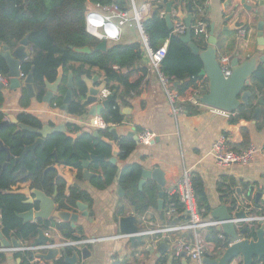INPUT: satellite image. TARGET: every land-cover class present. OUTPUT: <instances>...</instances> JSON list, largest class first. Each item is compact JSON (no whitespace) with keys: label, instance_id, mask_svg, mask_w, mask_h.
I'll use <instances>...</instances> for the list:
<instances>
[{"label":"crops","instance_id":"0c3cea01","mask_svg":"<svg viewBox=\"0 0 264 264\" xmlns=\"http://www.w3.org/2000/svg\"><path fill=\"white\" fill-rule=\"evenodd\" d=\"M180 1L183 3V12L185 15H188L189 2L193 3L194 9L200 8L198 0ZM225 1L226 0H211L209 6L205 9V20L207 19L209 31L212 24L217 25L220 34L218 41L219 57L222 60H231L238 57L242 63L257 52L256 30L252 28L248 36L244 32L237 34L231 33V36L234 40H237V42H235V44H223L221 38L225 33L222 31L224 27L221 22L222 14L225 13L227 15L232 8L227 10L224 9ZM250 1H252L254 5L258 3V0ZM240 2L241 0H234L233 5L239 4ZM157 3L163 4V0L155 3H150V0H130V9L127 10L132 12L131 10H133L134 6L139 9L144 4H151L152 9H154L153 7ZM177 5L178 3L175 4L174 9H177ZM92 6L94 5H90L89 9L92 8ZM164 9L165 5L163 4L162 12H165ZM177 14V11L174 10L172 16L173 25L176 19L180 20ZM249 17H251V14L244 13L241 22ZM195 18L193 19V23L195 22ZM230 25L231 23L228 24V26ZM170 32L172 33V31ZM140 42L139 31L135 28L124 26L122 27L121 39L116 44L128 45ZM195 42H202L206 47L208 45V41L203 42L201 39H196ZM165 44H167V46L169 45L168 42ZM109 45L108 43V47ZM0 48L2 49L1 46ZM28 52L30 54L29 62L32 59V48L30 45L28 47ZM94 71H97V69ZM121 72L126 74L129 83L132 86H138V89L131 92L130 97L126 98V100H123L119 96L124 94V87L116 82H109L110 84H107L106 90H109L111 95H114V102L119 105L121 115L123 116L122 124L109 123L110 126H108V128L113 126L117 127L121 135V140L128 138L127 136L129 134L138 135V133L145 130L154 133L156 139L148 146H138V144L130 138L136 144L135 150L126 160H122L118 157L116 165L120 170L132 164H138L142 166V168L147 166L152 169H162L167 179L164 197L165 205L163 210L160 211L157 201V206L150 205L145 211L137 212L126 194L123 198L119 197L118 188L120 185L118 181H115L110 187L103 190L97 189L92 182H76V187H78L77 190L86 193L91 200L90 202L82 201L89 207L90 215L88 218L82 217L79 209L73 210V213L80 215L79 221L76 224V229H73L70 224H67L69 228L74 230V236L86 238L122 235L119 230L118 222L121 218L130 216L136 218L140 233L155 232L183 220L184 218L169 220L166 216V212L171 205V198L168 193L183 176L185 169L191 170L194 181L198 184L197 187L201 192V198L199 201V197L196 193L197 202L204 211L205 206L203 205V201H207L209 211L208 214H204L206 219H213V211L224 204L227 198L223 200V190H227L228 186H231V184L233 185L231 187L232 191H234L233 196H236L235 189L241 188L242 196L245 197L248 195L251 187H254V193L262 191L264 194V110L260 120L257 122L253 120L254 112L251 113L249 120H245L239 116L240 113L238 111L223 115L222 113H215L212 108L203 105L195 106L194 111L190 113L186 112L178 118H175L168 106L165 92L159 82V77L157 73L151 69L150 59L146 53L144 60L137 65L133 71L124 69ZM97 75L102 82L106 79L104 74H94V76ZM189 80L190 79H187V81ZM180 85H183V82H176L174 84L173 81V87L178 93ZM110 86H117L119 88L118 94L115 95L110 89ZM249 90L253 95L256 94V97L254 96L255 99H251L252 104L254 103L255 106L254 109H256L258 101L264 100V92H259L252 80ZM36 91L39 96L35 99H30L24 90L14 92L7 89V99L4 98L0 106V112L4 115L3 121H8L10 115L18 117L20 114H25L33 116L40 121L43 126L49 125L55 127L63 124L66 126L75 125L80 128L81 132H88L90 129H93L88 125L90 119L87 115V110H85L86 113L83 116H70L67 112L61 111L60 107L55 106L53 103L46 104L41 102L39 97L42 95L44 96L45 91H41L38 88ZM181 97L182 101H184L183 98L185 97ZM123 111L125 114H123ZM244 128L249 129L248 141L242 134ZM94 130L99 129H93V131ZM105 132L102 133L103 136ZM219 138L227 139L229 147L238 152L244 151L250 146H255L259 150L258 154L248 165L219 166L209 154L213 143ZM58 157L60 156L58 155ZM63 157L64 156L61 155L60 158L64 159ZM111 158L112 156L110 155V157L106 158V161L108 162ZM60 168L65 174L77 175V171L66 166L63 160L61 161ZM31 183V181L18 183L12 187V190L27 187L31 185ZM149 185L156 186L153 181H149L146 184V186ZM222 186H224L222 188L223 190L221 189ZM172 200H174V198ZM258 207L259 210L261 209L260 211L264 209V201L262 199ZM0 216H2V213ZM35 222V224H37L36 220ZM42 223L45 225V222L42 221ZM45 229L46 231H50L54 243L65 239L59 230L54 229V231H51L48 227ZM217 229L218 228H208L202 231L206 255L213 258L222 254L223 250L221 248L223 245L221 244L227 243V241L225 243L220 241V232ZM194 234L195 233L192 231L167 235L146 234L142 236L141 241L131 242L129 239H119L116 241L82 246L80 249L67 250L70 253L80 251L84 247H88L91 250L92 257L86 261L80 258V264H114L116 261L126 264H196L190 259L189 255H187L186 258H184L182 254L180 257H175L173 248L179 240L186 241L190 244L193 242ZM5 238L10 242L15 239L17 243H19V247L32 246L30 244L31 241L21 237L17 233V230H10ZM162 245H165V248H162ZM161 249L163 251L162 254L160 253ZM26 255H30V252L0 253V264H26ZM44 264H56V260L49 262L44 261Z\"/></svg>","mask_w":264,"mask_h":264},{"label":"trees","instance_id":"16d2710c","mask_svg":"<svg viewBox=\"0 0 264 264\" xmlns=\"http://www.w3.org/2000/svg\"><path fill=\"white\" fill-rule=\"evenodd\" d=\"M161 1V0H157ZM204 0H198V5L202 6ZM90 5L111 6L115 5L121 10L130 8V0H0V42L15 48L23 39H27L32 48V59L25 64L23 70L28 74L35 68L36 86L41 91H45L44 79L55 82L60 67L64 68L65 79L67 82L69 73L74 74L76 84V100L70 105L67 112L70 116H83L86 112L81 106L80 99L86 93L84 78H92L94 74H104L109 82H116L125 89L124 94L119 97L123 100L130 97L131 92L136 91L138 86H132L128 81V76L121 71L126 69L133 71L145 57V49L142 43L133 44H110L107 51H98L96 47L101 42L99 39L91 36L85 25V14ZM158 9H152L151 15L144 21V28L150 37L151 46L155 49L162 47L166 42L168 45L167 58L162 65V72L169 77L174 78L176 82H183L180 85L179 95L185 98L184 107L187 112L195 109L189 100L204 87V94L208 92L207 78L201 76L203 63L200 58L193 54L189 46L183 43L179 37L171 35L167 23L161 17L163 4L157 3ZM205 11V9H203ZM198 9H196V14ZM206 18V17H205ZM207 22V19L205 20ZM194 38V34H193ZM196 41V39L194 38ZM203 49L206 47L202 42H197ZM89 47L91 53H76L74 48ZM97 69V71H94ZM0 73L7 76L8 70L5 62L0 59ZM187 79H190L187 81ZM259 92H264V68H261L252 78ZM109 83V84H110ZM250 88V87H249ZM113 93L118 94L117 86H110ZM67 89L65 85L62 93L65 94ZM43 96V95H42ZM40 96L39 98L41 99ZM118 96V95H117ZM253 95L252 100L255 99ZM182 98V97H181ZM3 94L0 93V106L3 103ZM251 100V101H252ZM58 107L62 106V98L53 102ZM254 103L250 102L249 106H243L238 110L240 117L249 120L251 113L254 112ZM102 118L104 121L114 124H121L123 116L117 103H113L111 112L105 113ZM4 115L0 112V123L3 122ZM20 123L33 128L42 129L43 124L31 115H18ZM71 133H79L80 128L75 125H68ZM107 131L105 135H107ZM242 134L248 141L249 129L244 128ZM1 138L5 145L10 149L13 157H19L24 152L26 146L32 145L37 135L26 131H18L17 126H11L1 132ZM55 144V145H54ZM57 145V146H56ZM73 140L62 134L55 135L54 143H49L45 147L36 150V158L28 154L25 157V165L32 173L27 177V173L21 170V165L15 166L12 160L11 164L4 167L6 162V153L0 154V205L3 208L2 216L4 223V235L7 236L10 230H17V233L32 241L38 236V228H46L42 221L37 224L24 225L17 213L27 211L20 205L23 200L19 196L5 195L3 192L11 191L18 183H26L33 180L37 187L42 188L48 193L53 192L52 180L54 172L51 171L44 176V171L54 164L53 151L57 149L58 155H63L65 165L75 170H81V162L89 160L92 154H106L110 157L111 150L99 139L85 134L75 142V151L73 150ZM121 155L120 159L126 160L130 157L136 148L135 142L130 138H124L120 141ZM93 168L101 176L94 178L92 184L100 190L110 187L118 179L122 171L119 185L125 191L127 197L133 204L137 212L145 211L150 205L157 206L159 192L156 186H146L143 190L139 188L142 166L132 164L120 170L117 165L110 162L95 164ZM20 172V173H19ZM198 184L194 181V187L199 197L201 192ZM229 185L227 190H223V200H231L235 204L234 191ZM63 194V192H62ZM81 200L90 202V197L77 189L71 190L68 205L75 207V202ZM202 200V199H201ZM225 200V201H226ZM205 213L208 214L209 207L207 201H203ZM69 208L68 206H62ZM202 207V206H201ZM203 208V207H202ZM47 224V226H46ZM58 230L63 234L65 240H78L80 237L74 236V230L68 225H58ZM227 237V235H226ZM222 245V244H221ZM1 246V244H0ZM226 247V244L225 246ZM68 252V251H67ZM69 255L72 253L68 252ZM32 258L30 255L25 256V263L30 264ZM56 264H68L63 258L56 260ZM114 264H126L116 261Z\"/></svg>","mask_w":264,"mask_h":264},{"label":"water","instance_id":"95a60500","mask_svg":"<svg viewBox=\"0 0 264 264\" xmlns=\"http://www.w3.org/2000/svg\"><path fill=\"white\" fill-rule=\"evenodd\" d=\"M157 0H150V3H155ZM234 0H226L224 2V9L231 8L230 12L222 14V28L223 36L221 41L223 44L234 43L237 40L231 36V33L244 32L249 35V31L255 29L257 36V52L252 55L246 61L240 62L238 57L230 60L231 75L226 78L224 76L221 64V58L219 57V31L216 24H212L209 31L208 45L206 48L200 47L193 38V19L196 13V9L193 8V3L189 2L188 15L183 12V3L180 0H163L165 5V21L167 23L169 31L173 30L172 16L174 10L177 11V17L182 20L187 26V32L183 36H179V39L187 44L194 55L198 56L203 63V69L201 76H204L208 80V92L203 94L199 101L203 106L217 109L229 114L235 113L243 106H249L253 93L249 90L251 80L253 76L261 69L264 68V0H258L257 5L252 4L250 0H241L239 4L233 5ZM178 3L177 9H174L175 4ZM154 9H158L159 6H154ZM244 13L251 14V17L241 22L242 15ZM206 14V13H205ZM231 23L230 26L228 24ZM227 25V26H226ZM29 41L23 39L19 46L11 48L8 45L0 42V58L5 62L10 79L9 90L17 92L24 90L30 99H35L39 96L37 93V86L35 80V68L33 67L28 74L23 72L25 64L28 63L30 54L28 52ZM108 43L102 41L96 47L98 51H107ZM76 53H91L89 47L74 48ZM24 73V74H22ZM26 75V77H25ZM65 72L64 68L60 67L58 70V76L55 82L50 83L47 78L44 79L45 94L39 98L41 102L46 104H52L55 100L62 98L61 111L68 112L70 105L76 100V84L74 81V74L69 73L65 88L67 91L62 93L64 86ZM86 85V93L81 97V106L87 110L89 119L94 117H102L105 112H111L112 105L114 103V95H110L107 99L101 100V95L104 90L107 89L109 79L106 78L103 82L100 81V77L94 76L93 78H84ZM6 91L3 85L0 83V93L3 94V98H6ZM37 92V93H36ZM40 93V92H39ZM55 106H57L55 104ZM264 110V100L258 101V106L254 110L253 120L259 121ZM123 114L125 112L123 111ZM122 124V123H121ZM11 126H17L18 131H26L31 134L37 135L36 141L29 146H26L21 156L13 158L10 149L5 145L1 138V132L8 129ZM107 130L108 135H102ZM106 130H94L71 133L68 131L66 125L49 126L44 125L42 129L33 128L31 126L20 123L18 117L10 115L8 121L0 123V154L6 153L7 162L4 167L11 164L12 159L15 162V166L21 165V170L26 171L27 177H30L32 173L25 165V157L31 154L36 158V150L40 147H45L49 143H54L55 135L62 134L73 140V150L75 151V142L82 138L85 134L91 135L96 139H99L103 144L108 146L111 150L112 158L108 162L116 165L118 157L121 155V135L118 132L117 127H109ZM111 135V137H110ZM128 138H132L138 146L139 144L136 134H129ZM119 142V144H118ZM55 145V144H54ZM57 146V145H56ZM53 156L55 162L52 166L48 167L44 171V176L53 171L54 176L52 180L53 192L48 193L42 188L37 187L33 180L31 185L19 188L17 190L5 191V195L19 196L23 200L20 205L27 208V211L17 213V217L21 219L24 225L29 223L35 224L36 221H43L48 223L51 231L58 230V225L70 224L73 229H76V224L79 221L80 215L73 213L74 209H79L81 216L88 218L90 215L89 207L81 200L75 202V207L68 205V199L71 195L72 189H78L76 182H89L91 183L94 178H99L101 174L94 170L95 164H103L106 162V154L100 155L92 154L89 160L81 162V170H76L77 175H68L62 172L60 168L61 161L58 157L57 149H54ZM20 173V172H19ZM122 177V171L118 175L117 181L119 182ZM149 181H153L158 189V208L163 210L165 205V188L167 186V179L165 173L160 168L152 169L150 167H143L141 171V178L139 181V188L143 190ZM254 187L250 188L247 196H242V189L236 188L235 204L231 200L224 201V204L216 208L212 213V218L222 222L218 227V231L227 235L226 247L220 256L213 258L206 255L204 259L205 264H231L235 260L240 259V264H258L264 263V221H258L253 226L244 225L239 229L236 225L231 223V220L246 219L253 214L255 210L259 209L260 200L264 201V194L262 191L254 193ZM63 192V194H62ZM125 191L121 186L118 188L119 197L125 196ZM62 206H68L69 208H63ZM3 212V208L0 205V215ZM0 216V244L1 247H19V243L14 239L11 242L5 238L4 235V223ZM119 223V230L122 234L128 236L131 242L141 241L137 220L134 216L121 218ZM30 241V239H28ZM52 241L51 233L45 228H38V236L31 241L32 246H41ZM165 248V245H162ZM80 249V248H77ZM67 249L52 248L47 251H40L37 253H30V257L41 258L44 261H55L63 258L68 264H80V258L84 261L92 257V252L88 247L82 248L80 251H76L69 255ZM80 253V256H79ZM160 253L163 251L161 249ZM184 258L187 257V253H183Z\"/></svg>","mask_w":264,"mask_h":264},{"label":"built area","instance_id":"2783aa9c","mask_svg":"<svg viewBox=\"0 0 264 264\" xmlns=\"http://www.w3.org/2000/svg\"><path fill=\"white\" fill-rule=\"evenodd\" d=\"M211 0H204V3L198 9V13L195 15V22L193 23L192 30L195 38L201 39L203 42H207L209 39V28L205 21V11ZM152 10L151 4H144L141 8L133 7L132 12L128 10H121L115 5L100 6L94 5L88 9L85 14V25L87 32L99 39L101 42L106 41L109 44H116L121 39L122 27L128 26L135 28L139 31L141 43L150 59L151 69L155 71L159 77V82L163 87L166 95L168 106L175 118L186 113L184 107L185 101H182L179 93L173 87L174 78L166 76L162 72V65L167 58L168 46L164 44L162 47L155 49L151 46L149 35L144 28V21L150 16ZM161 17H165V12L161 13ZM187 32V26L182 20L176 19L173 25L171 35L183 36ZM222 70L224 76L228 78L231 75L230 60H221ZM0 83L5 89L9 88L10 79L8 76L0 73ZM204 87H201L199 92L189 100L193 106L202 105L199 101L200 97L204 94ZM111 95L109 90H104L101 95V100L107 99ZM213 109V108H212ZM215 113H222L228 115L229 113L223 112L217 109H213ZM90 128L105 130L110 126L102 117H94L89 120ZM139 144L148 146L156 139V135L151 131H142L137 135ZM258 149L255 146H250L244 151H235L229 147L227 139L219 138L212 145L210 155L215 162L222 167L230 165H248L250 164L258 154ZM171 198V205L166 212V216L169 220L175 218H184L178 221L172 226L165 227L155 232L140 233L141 236L146 234H172L182 232H194L193 242L190 244L186 241L179 240L174 245V256L180 257L181 254L187 253L190 259L196 264H205L204 259L206 257V251L204 248V236L202 231L208 228H218L222 222L216 219H206L204 217L205 211L202 210L197 202V196L194 187V178L191 170L185 169L183 176L176 183L174 188L169 191ZM174 198V200H172ZM261 210V209H260ZM255 210L252 215L246 219H233L231 223L241 229L244 225L253 226L258 221H264V209L262 211ZM129 237L122 235H112L109 237H86L78 240H65L63 239L57 243H49L41 246L30 247H1L0 253H21L32 252L37 253L40 251H47L52 248L59 249H76L82 246L104 243L108 241H116L119 239H128ZM219 239L222 243L227 241V237L224 233H219ZM224 249L225 244H222ZM240 260H235L231 264H240ZM30 264H44V260L41 258L33 257ZM264 264V263H258Z\"/></svg>","mask_w":264,"mask_h":264},{"label":"flooded vegetation","instance_id":"af4514ba","mask_svg":"<svg viewBox=\"0 0 264 264\" xmlns=\"http://www.w3.org/2000/svg\"><path fill=\"white\" fill-rule=\"evenodd\" d=\"M18 45H19V44H18ZM18 45H17V46H18ZM17 46H16V47H17ZM16 47H15V48H16ZM11 48H12V47H11ZM0 59H1V58H0ZM23 71H24V70H23Z\"/></svg>","mask_w":264,"mask_h":264},{"label":"rangeland","instance_id":"374dc122","mask_svg":"<svg viewBox=\"0 0 264 264\" xmlns=\"http://www.w3.org/2000/svg\"><path fill=\"white\" fill-rule=\"evenodd\" d=\"M130 9V8H129Z\"/></svg>","mask_w":264,"mask_h":264}]
</instances>
